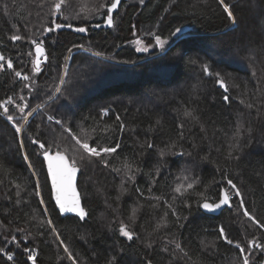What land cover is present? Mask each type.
Returning a JSON list of instances; mask_svg holds the SVG:
<instances>
[{
    "label": "trees",
    "instance_id": "trees-1",
    "mask_svg": "<svg viewBox=\"0 0 264 264\" xmlns=\"http://www.w3.org/2000/svg\"><path fill=\"white\" fill-rule=\"evenodd\" d=\"M106 2L66 0L62 15L68 19L57 16L58 22L87 31L66 27L42 34L51 20V0H0V55L25 73L31 70L27 53L34 52L30 38L44 40L49 55L31 91L12 70L0 71V102L13 97L15 103L29 105L27 124L15 107L9 106L13 122L0 110V247L5 250L0 264H31L23 247L11 242L12 236L22 244L26 238L36 250L37 264H72L43 223L47 218L54 221L76 264H242L239 250L219 238L218 229L223 226L242 246L252 239L264 242V229L237 213L238 200L218 215L202 213L198 202L203 197L197 192L215 202L230 178L243 193L245 206L264 223V0H226L233 4L234 26L216 0H121L112 28L104 26V9L99 7ZM98 23L101 27H94ZM176 27L182 28L180 39L169 37ZM149 32L168 39L164 49L155 46ZM15 34L25 39L12 42ZM137 40L152 47L137 51ZM65 57L71 58L66 62ZM205 64L210 72L221 74L226 94L217 87L215 75L204 73ZM63 69L68 76L56 98L52 90L59 86ZM38 104L41 108L27 116ZM105 108L108 116L101 114ZM186 110L195 119L186 117ZM46 114L62 118L78 134L83 129L98 134L101 143L121 144L118 154L108 158V167L101 161L80 164L77 189L88 213L83 221L76 215H58L46 166L41 167L30 143L37 124L45 140L61 141L59 126L47 121ZM117 115L126 124L123 132ZM13 123L22 127L20 135ZM96 125L101 127L94 133ZM238 125L241 148L233 153L239 155L237 161L228 153ZM181 130L183 139L178 136ZM21 138L38 172L44 205L35 195L36 177L19 150ZM147 142L153 147L147 148ZM73 143L64 141L63 147L75 157ZM161 149H166L163 158ZM129 175L134 179L128 180ZM193 181L196 191L189 190L186 207L174 189ZM168 204L187 217L182 228L174 225ZM121 221L136 233L132 241L119 235ZM162 223L167 227L158 228ZM172 241L180 242L184 251ZM9 250L13 261L7 259ZM263 255L256 250L252 264H259Z\"/></svg>",
    "mask_w": 264,
    "mask_h": 264
},
{
    "label": "snow or ice",
    "instance_id": "snow-or-ice-1",
    "mask_svg": "<svg viewBox=\"0 0 264 264\" xmlns=\"http://www.w3.org/2000/svg\"><path fill=\"white\" fill-rule=\"evenodd\" d=\"M47 2V0H45ZM175 3V0H173ZM217 4L222 8V11L224 14H226V18L231 23V25L237 24V18L233 11V4L226 3V0H216ZM140 3L143 4L144 0H140ZM121 5V0H107L106 3L100 5V8H103L104 11L102 13V18L104 22V26H107L109 28H112L114 26V13L117 12L119 6ZM43 7V5H41ZM64 7H66V0H51V3L49 4V15L51 17L49 26L43 28L42 34H51L53 32H57L58 30H62L64 28L73 29L74 31L78 33H84L87 31V28L82 26H77L73 28V25L71 23L65 24L63 22H58L57 16L61 17V20H67V16H63L62 12ZM99 11V9H97ZM163 19V18H162ZM94 27H101V24H95ZM182 33L181 27H176L171 32H169V37H176L177 39H180L181 37L178 35ZM149 36L152 37V40L155 41V46L159 47L161 49H164L165 45L168 44V39L163 38L161 35L157 34L156 32H149L147 33ZM25 39L19 34L12 35L10 37V40L12 42L21 41ZM28 42L31 45H34V52L29 51L27 53L28 57L31 59L29 60V63L31 64V70L28 73H25L23 69L16 70L13 65V61L11 59H6L3 55H0V71L12 70L14 72L15 77L19 78L20 80L24 81L23 87L28 89L29 91L32 90V85L35 84V77L39 76L42 69V64L49 63V55H46L45 52V41L41 40L39 38H30ZM137 45H143L141 47L137 48V51L141 52H147L150 47H152L151 43L143 44L142 41L137 40ZM82 47V46H80ZM69 52L72 51L71 48L68 49ZM96 56H100L101 53L96 52ZM71 57H65V61L67 62ZM195 62V61H193ZM203 71L205 74L208 75H215L217 77V82L219 83L220 87L224 89V92H228V87L225 84V81L220 78V73H212L210 72L209 66L207 64L202 66ZM68 76L67 69H63L62 75L59 76V86H56L52 91L53 95L58 98V95L62 92V86L65 85V77ZM21 101L25 99L23 95L19 97ZM49 99H53V96H50ZM224 100H228V96H223ZM9 106L15 107V109L20 113L21 117L24 118V123L27 124L28 120L25 116V110L29 107L28 104H17L15 103L13 97H8L4 101L0 102V110H2L3 114L5 115L6 119L9 122H13L14 117L12 114H10V108ZM249 108L252 107V105H248ZM41 106L38 104L36 106V109H33L32 111L27 112V116H32L33 112L40 109ZM101 114L103 116L109 115V110L107 108L101 110ZM184 115L186 117H190L195 119L193 116V113L191 111H185ZM47 121L51 122V124L59 126L60 129V137L61 141L58 142L55 137L52 138L51 142H48L45 140L44 133L40 132V125L37 124V132L35 135H32L29 137L30 143L34 145V153L37 156L38 159H40L41 167L46 166V180L50 179L51 181V196L55 201V207L58 208V215H65V214H75L81 221L85 220V218L88 216L87 211L81 204V195L77 190L76 185L74 184V180L77 176V173L80 171V164L84 162H94V161H101L104 163L105 167L109 166L108 158L112 157L113 154H118V150L121 148V144L119 142L114 144H108V143H101L100 137L97 134L96 136H93L92 134H89L87 132H84L83 129H81V133H77L72 126L62 118H57L53 115L46 114ZM115 120L118 123V129L120 132H123L126 128L125 122L121 119L119 115L115 117ZM157 124H159V121H157ZM12 126L15 129V133L17 135H20L23 132V129L21 126H17L16 123H13ZM100 125H96L93 128V132L95 133L98 128H100ZM180 128L183 129L184 125L181 124ZM55 131V129H53ZM201 131H204V128L201 127ZM241 126H237L235 136L233 137L234 141H236L233 144H230L229 146V153L228 158H235L237 161L240 159L239 155H235L233 157V153H237L241 145L239 144V136H240ZM64 134H67L66 136ZM178 136L180 139L184 138V132L181 130L178 133ZM71 141L74 142L71 147V151L76 154V156H71L68 154L69 150L65 149L63 147L64 141ZM141 147H145V145H141ZM147 148H152L153 144L151 142H147L146 144ZM171 148H175L176 144L172 143L170 145ZM19 150L23 153V159L27 162V166L29 169L32 170V175L36 177V184H35V195L39 197V203L41 205L45 204V200L41 194L40 190V182H39V175L36 171L35 165L32 163L27 151L26 146L24 143V140L21 138L19 140ZM166 154V149L160 150V156L163 158V156ZM183 155V153H181ZM78 157V158H77ZM207 159V158H205ZM128 171H133L131 164L127 165ZM140 169L137 167L135 171H139ZM113 171L120 172L121 169L119 168H113ZM157 174L159 173V168L156 169ZM134 177L132 175L128 176V180H133ZM155 183V181H153ZM121 189H123V184H121ZM189 190L196 191V185L195 182H189L186 185H181L179 187H176L174 189V192L181 198H183L184 205L186 207L190 206L187 204L188 196H190ZM207 189H205L206 191ZM136 191H140V189H136ZM148 192H152V188L149 187L147 189ZM186 193L188 194L186 196ZM143 194V193H141ZM198 195L203 197L202 201L198 202L199 207L209 211L214 212L217 210H220L222 207L227 206L228 208L233 207V202L238 200V203L236 204V211L239 214L242 212L243 216L247 218L248 221L251 222L252 225H255L259 229H264V223H262L260 220H258L245 206V200L243 197V193L241 192L240 188L237 186L236 183L233 182L232 179L226 180V186L221 188L219 190L218 198L215 202H208L207 197H204V194L202 192H197ZM157 200L161 199V197H156ZM177 199V196H173L172 200L175 201ZM167 203V202H166ZM168 208L171 209V215L176 217V220L173 222L174 225L179 229L184 226L183 221L187 219V217L181 216L180 213L176 210V208L173 206V204H168ZM43 215L47 218L49 217L48 209L44 208ZM168 215V212H165V216ZM46 227L50 230V233L55 237V240L58 241L59 245L63 248L64 253L66 254V257L68 260L72 262V264H76V260L73 256V253L69 250L68 246L64 243L62 239H60V232L58 231L54 221L51 218H47L43 222ZM167 227V224L162 223L161 225H158L159 227ZM18 231H23L21 229H18ZM119 235L126 238L128 241H132L136 233L129 228V226L124 223L123 221L120 222L119 228H118ZM219 238H222L225 243L228 245H234L236 249L239 250L240 256L242 259V264H252L250 257L254 255V252L256 250H259L260 252L264 253V242H258L257 239H252L250 241H247L245 246H242L239 241H233L230 239L226 233L223 226H220L218 229ZM264 235V234H262ZM24 239L23 244L21 243V240H17L16 236L11 237V242L16 245L17 248L23 247V251L27 253V260L31 261V264H37V253L34 248H31L28 246L26 238ZM174 243L175 248L184 251V248L182 244L178 241H172ZM151 245H149L150 247ZM5 250L0 247V253H3ZM185 256H188L187 252H184ZM7 259L9 261L14 260V255L9 250L7 254ZM149 264L151 262L149 261ZM259 264H264V258H262L259 261Z\"/></svg>",
    "mask_w": 264,
    "mask_h": 264
},
{
    "label": "water",
    "instance_id": "water-1",
    "mask_svg": "<svg viewBox=\"0 0 264 264\" xmlns=\"http://www.w3.org/2000/svg\"><path fill=\"white\" fill-rule=\"evenodd\" d=\"M217 87H219V88H221L220 87V85H219V83L217 82ZM222 90H223V92H224V89L223 88H221ZM225 94H226V92H224ZM78 176H79V172L77 173V176H76V178H75V180H74V184L76 185V187H77V181H78ZM49 181H50V179H49ZM50 186H51V181H50ZM78 190V189H77ZM53 201H54V199H53ZM54 203H55V201H54ZM227 206H224V207H222L220 210H217V211H214V212H209V211H207V210H205V209H203V208H201V207H199V209H200V211L202 212V213H204V214H206V215H212V216H215V215H218L223 209H225ZM58 209V208H57ZM67 215H75V214H65V215H63V217L64 216H67ZM263 258H264V255H263Z\"/></svg>",
    "mask_w": 264,
    "mask_h": 264
},
{
    "label": "rangeland",
    "instance_id": "rangeland-1",
    "mask_svg": "<svg viewBox=\"0 0 264 264\" xmlns=\"http://www.w3.org/2000/svg\"><path fill=\"white\" fill-rule=\"evenodd\" d=\"M138 47H140V45H138Z\"/></svg>",
    "mask_w": 264,
    "mask_h": 264
}]
</instances>
